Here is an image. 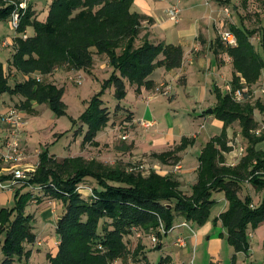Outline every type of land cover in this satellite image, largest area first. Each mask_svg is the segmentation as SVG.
<instances>
[{"label": "trees", "instance_id": "obj_1", "mask_svg": "<svg viewBox=\"0 0 264 264\" xmlns=\"http://www.w3.org/2000/svg\"><path fill=\"white\" fill-rule=\"evenodd\" d=\"M133 2L53 0L43 22L34 17L31 6L28 5L26 11L19 9L21 19L16 30L19 36L15 38L11 66L26 78L10 83L9 73L0 61V95L21 97L18 106L28 113H35L34 104H47L56 114L63 115V88L48 82L47 77L59 68L90 72L95 55L106 56L113 69L103 89L114 88V97L119 102L126 98L130 85L135 86L136 93L141 88H154L151 79L154 71L161 67L167 71L180 68L184 52L180 46L151 42L149 33L143 34L142 23L147 17L131 11ZM260 2L264 5V0ZM19 3L0 0V21L9 20ZM261 26L262 53L252 41L259 31L249 28L244 18L240 25H230L237 40L236 46L218 42L219 48L231 58L234 72L230 85L233 91L244 87L251 89L262 76L264 23ZM28 27H33L35 34L24 38ZM35 74L40 77H34ZM215 93L217 104L213 107V114L223 122L225 129L238 122L248 143L245 155L236 165H228L225 161V154L233 150L225 131L213 137L202 149L197 181L192 186L191 195L185 194L180 181L171 175L151 171L144 177L83 157L57 162L48 153L40 154L35 174L14 193L15 206L0 210L1 264H14L19 258L28 260L31 252L27 246L36 242L34 217L26 212L35 195L22 193L26 187H34L62 205L55 230L58 249L55 255L47 254L50 264L126 261L131 254L126 238L138 232L156 235V248L160 249L161 241L174 226L176 214L183 215L197 226L204 225L210 219L216 203L214 196L218 192L225 194L229 206L217 220L222 222L227 240L234 249L247 252L249 226L255 229L264 222V151L257 149L264 142V127H260L254 118L255 110L264 112V108L260 103H249L247 93L241 102L218 88ZM101 94L94 96L82 116L88 126L84 145L98 146L97 134L111 121V111ZM117 110H124V107L119 104ZM127 116L130 120V115ZM193 144L192 139L183 138L173 150L152 156L164 164L174 165L181 160L178 154ZM8 178L2 177L3 180ZM87 178L95 180L98 187L84 196L78 186ZM245 183L262 193L258 205L253 204L250 196H240ZM144 247L138 245L132 252L134 260L143 253ZM142 260H146L145 257L141 256L138 262Z\"/></svg>", "mask_w": 264, "mask_h": 264}, {"label": "crops", "instance_id": "obj_2", "mask_svg": "<svg viewBox=\"0 0 264 264\" xmlns=\"http://www.w3.org/2000/svg\"><path fill=\"white\" fill-rule=\"evenodd\" d=\"M40 1L42 0H28V5L31 6L34 17L43 22L48 16L49 6L53 0H48L46 18L38 14ZM252 1L255 0H134L131 6L132 12L147 17L142 23L143 34L149 33L151 42L180 46L184 58L180 68L170 71L163 67L156 69L151 76L155 83L154 88L150 90L141 88L140 92L136 93L135 86H128L127 96L132 89L133 97L130 101L125 98L124 103L121 104L125 114L131 117L125 122L132 131L128 136V144L133 145V151L152 156L173 150L183 138L192 139L193 146L178 154L181 160L177 164H164L153 156L149 157L152 170L163 176L176 177L180 181L181 190L187 195H191L192 186L197 181L199 156L205 145L224 131L228 140L230 138L232 125L225 129L223 122L213 113L209 114L207 110L213 109L217 104L216 88L224 94L228 93L227 89L225 91L223 88L226 83L230 84L234 72L231 58L219 48V41L226 45L221 39V34L229 31L230 25H240L250 8L245 7ZM260 11L264 12L263 9ZM7 22L9 20H6ZM34 34L33 27H28L25 31L26 36ZM18 36L14 33L0 38V53L7 52L10 56L7 62L3 63L1 57L0 61L6 71L7 68L10 69L7 72L12 74V79L10 78L12 84L26 78L16 73L11 66L15 53V38ZM98 64L101 69H110L107 59L95 55L91 70H94ZM55 71L57 73H54V78L60 72L71 75L76 72V70L65 71L63 68ZM77 72L81 73L82 70ZM34 77L38 78L40 75L35 74ZM167 90H170L169 93H166ZM20 100L19 96L0 95V112L2 108H5L3 111L9 109L5 104L6 101ZM184 101L185 110H182L181 103ZM144 122L152 123L153 126L145 128ZM107 128L97 134L95 141L100 142L101 137L107 134ZM200 139L202 143H199ZM2 167L0 162V170ZM187 185L190 187L189 192L185 191ZM31 193L34 195L35 192ZM240 196L242 198L250 196L253 204L258 205L262 193L256 192L249 183H245ZM214 198L216 203L211 210L210 219L202 226L188 222L181 214L175 215V228L161 241L160 251L164 253L161 257L163 264H264V222L255 229L249 226V249L247 252H237L228 242L222 222L217 220L228 209V201L223 192L216 193ZM11 201H14L13 191L1 190L0 205L7 206ZM29 204L26 212L34 217L36 242L27 246V250L31 252L30 258L28 260L19 258L14 264H39L35 262L37 259L46 258L45 254L48 253L55 255L58 249L59 240L55 230L59 214L54 224L51 221L52 212H55L54 209L52 210V203L46 202L44 207L41 206L42 209L36 211L35 209L31 211L32 206ZM183 223L187 226H182ZM51 229L54 233H51ZM180 239L185 241V246L178 243ZM152 251L145 248L143 257L146 260L136 264H145L146 261L151 264L148 259ZM1 259L0 253V264ZM46 260L48 261L47 258ZM113 264L125 263L117 260Z\"/></svg>", "mask_w": 264, "mask_h": 264}, {"label": "rangeland", "instance_id": "obj_3", "mask_svg": "<svg viewBox=\"0 0 264 264\" xmlns=\"http://www.w3.org/2000/svg\"><path fill=\"white\" fill-rule=\"evenodd\" d=\"M260 1L261 0H255L252 1L250 5L247 4V7L245 8L250 7L248 10L250 12L246 11L244 19L249 28L257 29L259 31L252 41L259 52L262 53L263 48L260 45V38L262 37L261 25L264 23V12L260 10H264V5H262ZM48 2V0H42L39 2L38 14L43 18H46L47 16ZM14 33L16 34L17 32L11 27L9 22L6 23V21H2V23H0V38L4 35H12ZM139 43L140 42H138V44ZM0 57L2 58L1 61L5 63L10 56L7 52H1ZM102 57L107 59L106 56ZM9 70L10 69L7 68V71ZM63 70L66 71L67 69L63 68ZM112 71L113 69L111 68H108L107 70L101 69L98 64V66L95 67L94 70H90V72L82 70L81 73L76 71L75 73H72V75L60 72V74L54 78V73L56 72L54 71L52 75L48 76V82H56L57 87L63 88L62 101L65 111V114L63 115L56 114L47 104H34L35 113H28L27 111L21 110L18 106L20 102H5L9 109L3 111L5 108H2L0 119L1 116L7 113L10 109L16 108L21 112V116L26 122L25 126L20 131L21 144L25 157L23 164H25L26 168L32 169L35 167L37 169L39 155L48 153L49 156L55 157L57 162H61L65 158L83 157L87 161L96 160L104 166L112 168L119 167L129 173L141 174L144 177L148 176L150 172L153 171L151 168V159H149V157L151 158L152 156L146 153L140 154L133 151V145L128 144L129 139H122L124 135L129 136L132 132L130 129L131 127L125 123L128 121V116L125 112L123 110L116 111V107L119 104H123L124 100L119 102L115 99L114 88L103 89V84L105 80L110 78ZM9 77L12 79V74H9ZM227 86L231 85L226 83L223 88L225 91ZM262 86H264V71L262 78L251 87L253 96L249 98L248 102L251 104L260 103L264 108V96L258 92V89ZM99 93H102L101 99L111 111V121L107 126V134L101 137L98 146H94L90 143L84 145V135L88 130V126L82 121V116L91 106L94 96ZM133 94L134 92L131 89L129 95H126L127 100L130 101ZM181 105L182 110H185L186 102H182ZM183 113L185 112L183 111ZM254 118L260 127H264V112L256 109L254 112ZM102 131H105V129ZM8 134L9 129L7 125L3 124L0 120V140ZM199 143H202V139H200ZM229 145L233 147V150L230 153L225 154V161L228 165L238 163V159L245 155V150L248 145L247 141L241 134V128L238 122H235L231 126ZM241 148L244 149V152L242 153L240 151ZM257 149L264 151V142L260 143L257 146ZM22 185V183L18 184L14 188L13 194ZM96 187H98L97 182L93 179L87 178L78 186V188H80V190H78L82 195L87 196L91 194V189ZM185 191H190L188 185L185 187ZM24 192H35L34 195L36 197L33 198L32 202H29V205L32 206V208H30V210L32 209L31 211L34 209L35 211L42 209L41 206L46 202L52 203L51 207L55 212H52L51 221L55 224L57 215L61 210V202L48 196L45 198L41 191L34 189V187H26L22 190V193ZM14 206L15 201H11L7 206L0 205V210L2 208L10 209ZM51 233H54L52 229ZM51 236H53V234H51ZM45 241L47 242V240ZM126 242L131 254L129 258L124 261L125 264L130 262L136 264L141 256H143L144 252L140 253L136 260H134V257L132 256V252L138 245L145 246L144 249L147 248L149 251L153 250L148 259L151 264H159L161 262V257L164 253L156 248L157 246L152 242L150 236H138L137 233H135L134 235L127 237ZM43 251L46 252L47 250ZM46 258L41 257L35 262L39 264H49Z\"/></svg>", "mask_w": 264, "mask_h": 264}, {"label": "built area", "instance_id": "obj_4", "mask_svg": "<svg viewBox=\"0 0 264 264\" xmlns=\"http://www.w3.org/2000/svg\"><path fill=\"white\" fill-rule=\"evenodd\" d=\"M17 7V10L14 11V13L9 19V24L14 30H17L20 24L21 14L19 12V9L26 11L28 8V0L21 1L17 5ZM174 11L177 12V10ZM23 37L26 38L27 36L24 35ZM221 39L229 46L237 45L236 37L230 30L222 32ZM169 91L170 90H167L166 93H169ZM227 92L232 94L238 102L245 100V93L248 94V98H251L253 96L252 89L248 87L233 91L231 86H227ZM258 92L262 96H264V86L260 87L258 89ZM0 120L3 124L7 125L9 129V134L2 140H0V162L3 165L2 169L0 170V190L13 191L18 184H25L27 181H29L35 174L36 168L34 167L32 169H29L25 167V164H23L25 161V157L24 150L21 144L20 131L25 126L26 122L23 120L21 112L18 111V109L16 108H12L7 113L3 114ZM143 126L145 128H149L152 127L153 124L149 122H144ZM259 133L260 130L257 131V134ZM127 138V135H124L122 137V139L124 140ZM240 151L242 153L244 152V149L241 148ZM231 165L233 166L234 164ZM4 176H8L9 178L7 180H3L2 177ZM80 188L78 189L80 190ZM37 189L41 188L38 187ZM251 207L254 208V205L252 204ZM182 226H187V224L183 223ZM174 228L175 227L173 226L170 232ZM162 232L164 233L163 229ZM137 235L141 236V233L138 232ZM150 238L153 243H158L156 235L152 234ZM178 243L181 246L186 245L183 239L178 240Z\"/></svg>", "mask_w": 264, "mask_h": 264}, {"label": "water", "instance_id": "obj_5", "mask_svg": "<svg viewBox=\"0 0 264 264\" xmlns=\"http://www.w3.org/2000/svg\"><path fill=\"white\" fill-rule=\"evenodd\" d=\"M207 112H208L209 114H212V113H213V109H208ZM168 207H170V205H169Z\"/></svg>", "mask_w": 264, "mask_h": 264}]
</instances>
